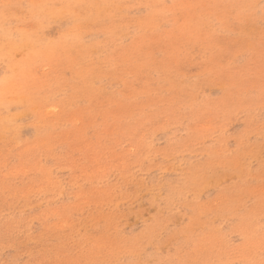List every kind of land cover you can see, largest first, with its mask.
<instances>
[{"label": "rangeland", "instance_id": "374dc122", "mask_svg": "<svg viewBox=\"0 0 264 264\" xmlns=\"http://www.w3.org/2000/svg\"><path fill=\"white\" fill-rule=\"evenodd\" d=\"M0 264H264V0H0Z\"/></svg>", "mask_w": 264, "mask_h": 264}]
</instances>
